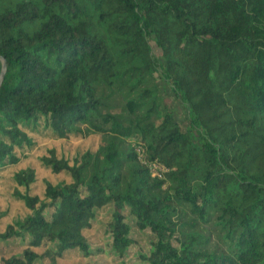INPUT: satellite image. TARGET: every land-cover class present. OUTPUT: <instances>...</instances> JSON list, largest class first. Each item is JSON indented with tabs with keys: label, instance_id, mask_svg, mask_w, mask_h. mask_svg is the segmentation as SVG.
Segmentation results:
<instances>
[{
	"label": "trees",
	"instance_id": "trees-1",
	"mask_svg": "<svg viewBox=\"0 0 264 264\" xmlns=\"http://www.w3.org/2000/svg\"><path fill=\"white\" fill-rule=\"evenodd\" d=\"M0 58V171L36 147L31 128L102 139L72 161L48 149L67 178L42 196L34 167L14 171L29 212L0 230L23 244L1 264L92 255L106 206L120 258L130 215L155 238L146 264H264V0H0Z\"/></svg>",
	"mask_w": 264,
	"mask_h": 264
},
{
	"label": "rangeland",
	"instance_id": "rangeland-1",
	"mask_svg": "<svg viewBox=\"0 0 264 264\" xmlns=\"http://www.w3.org/2000/svg\"><path fill=\"white\" fill-rule=\"evenodd\" d=\"M169 104L177 109V118L184 121V109L172 100ZM36 142V147L26 153V157L18 166H10L4 171H0V210L6 212L5 216L0 218V230L12 222L14 219L26 216L28 209L24 203L15 198L13 191L15 183L13 173L17 168L32 166L37 170L38 181L31 190L32 194L42 196L44 190V181L49 180L56 183L67 178L66 175H53L51 169L40 162V157L50 148H55L59 155L69 157L72 161L75 156L87 151H96L102 144L100 136L91 135L89 137L73 136L68 140H58L54 138L50 131L42 127L39 132L32 128L28 130ZM138 138L130 139L132 144H136ZM24 190V189H22ZM111 206H106L96 211V217L91 229L85 230L84 234L88 238L92 255L83 256L75 249L66 252L63 258L58 260L59 264H146L142 256L149 255L152 250V241L155 239L150 231L138 229L134 220L128 215V223L131 225V235L135 239V244L131 246L124 258H120L110 246L111 239L107 233V225L111 221ZM128 214V213H127ZM23 244L18 240L9 242H0V259L20 253ZM38 261V264H45ZM1 264V263H0Z\"/></svg>",
	"mask_w": 264,
	"mask_h": 264
},
{
	"label": "built area",
	"instance_id": "built-area-1",
	"mask_svg": "<svg viewBox=\"0 0 264 264\" xmlns=\"http://www.w3.org/2000/svg\"><path fill=\"white\" fill-rule=\"evenodd\" d=\"M135 150L138 155L139 160L146 164L151 172V175L153 177H156L158 179H163L165 172L168 171V169L162 165L161 163L154 161V162H147L144 157V148L142 145H135Z\"/></svg>",
	"mask_w": 264,
	"mask_h": 264
},
{
	"label": "water",
	"instance_id": "water-1",
	"mask_svg": "<svg viewBox=\"0 0 264 264\" xmlns=\"http://www.w3.org/2000/svg\"><path fill=\"white\" fill-rule=\"evenodd\" d=\"M0 60H2V70H1V73H0V89H1L3 80L5 78V74H6V71H7V64H6V61L4 59L0 58Z\"/></svg>",
	"mask_w": 264,
	"mask_h": 264
}]
</instances>
